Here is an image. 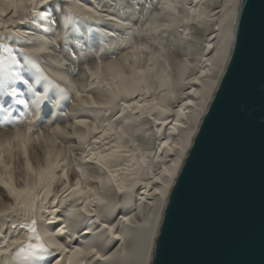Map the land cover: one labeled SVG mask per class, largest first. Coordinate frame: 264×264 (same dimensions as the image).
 Wrapping results in <instances>:
<instances>
[{
	"label": "bare ground",
	"instance_id": "6f19581e",
	"mask_svg": "<svg viewBox=\"0 0 264 264\" xmlns=\"http://www.w3.org/2000/svg\"><path fill=\"white\" fill-rule=\"evenodd\" d=\"M243 1L52 0L59 7L51 13L57 19L55 29L51 28L47 36L40 16L30 15L40 10L39 0L36 9L28 0H10L19 6L11 9L6 7L5 0H0V24L9 25L20 34L12 38L13 46L29 53L43 70L38 82L41 84H35L46 101L41 102L39 111L33 110L31 104L28 108L16 107L13 118L8 121L0 113V144L3 145L0 151L4 155L0 164V213H4L0 215V227L8 226L11 231V224L29 222L34 215L37 231L50 247L55 241L48 238V233L63 231L62 238L57 240L67 251L58 248L54 251L63 257L64 264H122L125 260L138 264L141 258L153 264L173 188L231 61ZM78 4L113 15L115 19L121 16L127 19L114 23L97 18L95 23L62 25L61 10L79 14ZM132 20L135 23L130 29H121V24L128 25ZM166 24L170 26L165 28ZM105 32L111 36L106 37ZM230 32L233 38L228 59L225 62L219 58L218 63L215 51L208 44L226 47ZM114 60L109 69L108 63ZM24 63L21 58V66ZM98 64L104 66L99 74L100 83L85 70L87 66L95 72ZM29 68L34 75H39L35 68ZM137 68H143L145 75L134 73L133 69ZM182 73L191 83L175 86ZM148 76L153 80L156 76L170 78L174 86L162 87L157 81L154 85L149 83L147 90H141L140 81ZM105 79L110 88L103 83ZM125 87L137 90L138 94L125 98L118 107L94 106L109 104L116 89ZM61 88L66 91L61 92ZM133 101L143 105L144 112L153 108L156 111L147 116L141 115L136 106L124 107ZM164 107L172 111L165 113ZM44 109L49 114L44 115ZM77 120L87 124L78 125ZM93 127L98 131H92ZM56 128L63 132L53 133ZM17 132L24 133L22 140L15 139ZM115 148L121 152H114ZM125 149L131 155L123 154ZM93 153L96 156L89 160ZM97 159L100 164L95 163ZM173 161H177L178 167L171 168ZM29 164L36 173L42 168L52 169L45 187L53 195L47 199L41 196L43 187L33 192L38 176L29 173ZM166 166L174 175L165 179L169 186L164 189L166 195L161 197L155 188L163 189V185L152 178L153 187L149 189L145 171L155 169L159 174ZM65 167L69 171L68 181L62 177ZM77 168L83 175L76 172ZM133 175H139L144 183L134 188L135 181H128L121 185L125 189L121 192L117 183ZM77 179L83 195H73L71 200L68 199L72 195L70 190L68 194L56 195L60 193L57 189L60 181L75 187ZM88 188L93 192L89 193ZM149 217L153 219L149 221ZM68 230H77V234L72 238ZM16 231L18 235L11 239H23L28 233L27 228ZM141 246L150 247L151 253L145 251L141 257L138 251ZM93 248L96 253H92ZM4 251L0 246V253ZM100 256L111 259L106 262L98 259ZM0 264H11V258H0Z\"/></svg>",
	"mask_w": 264,
	"mask_h": 264
},
{
	"label": "water",
	"instance_id": "95a60500",
	"mask_svg": "<svg viewBox=\"0 0 264 264\" xmlns=\"http://www.w3.org/2000/svg\"><path fill=\"white\" fill-rule=\"evenodd\" d=\"M153 264H264V0L236 45L175 183Z\"/></svg>",
	"mask_w": 264,
	"mask_h": 264
},
{
	"label": "snow or ice",
	"instance_id": "6c2138e0",
	"mask_svg": "<svg viewBox=\"0 0 264 264\" xmlns=\"http://www.w3.org/2000/svg\"><path fill=\"white\" fill-rule=\"evenodd\" d=\"M28 2L32 5L33 9H36L37 7V0H28ZM6 7L11 8H18L19 6L16 4H13L10 2V0H5ZM40 10L39 11H32L31 17L35 18L38 16H44L47 18V13L43 11L44 5H50L53 8H58V5L52 4V0H39ZM187 7V5H185ZM77 8L80 10L79 14H73L71 12H64L61 10V19L60 23L64 26H68L70 23H78L82 21H91L92 23H95L97 18L100 20H108L113 21L114 23H119L120 19H127V16H121L119 19H115L113 15H104L101 14L98 10H94L92 7H85L83 5H77ZM88 13H92L91 16L88 15ZM178 15V14H177ZM176 17H173V22H175ZM27 21H21L20 23H26ZM52 23H56L55 20L52 21ZM135 23V20H132L128 25L121 24L120 27L122 30H128L131 28V24ZM236 24L235 16H233L231 20L232 30L234 32ZM170 25L166 24L164 25L165 28L169 27ZM0 28L5 29L4 31H0V113H3V120L8 121L13 118L14 109L18 106H23L24 108H28L31 104L33 106V110L39 111L41 107V102L45 101L44 93L39 90H34L33 85L35 83H38L43 75V70L40 68V65L38 62L29 54L26 52H23L22 50H18L16 47L13 46V39L14 37H19V33L16 31L11 30L9 25L0 24ZM106 37L111 36V33L105 32L104 34ZM71 36V34H70ZM70 38V37H69ZM233 35L230 32L227 38V46L221 44V45H214L212 43L208 44V48L215 51L216 56L218 58L217 62L219 63V58H222L223 61H227L229 51L231 48V41H232ZM211 39V37H209ZM7 41V43H5ZM143 47V46H141ZM211 54V53H209ZM21 58L25 62L23 66H21ZM115 63L114 61H110L107 65L109 69L113 67ZM30 67H33L37 70V73L39 75H34L30 71ZM103 65L98 64L96 66V71L93 72L92 69L88 68L86 66V72H88L90 75L97 78V82L99 81V74L101 72V69L103 68ZM151 71V70H149ZM134 73H139L140 75H145V70L143 68H137L133 69ZM201 75H204L201 73ZM46 78V77H45ZM125 79H128L125 77ZM135 80V77L132 78ZM159 82L161 86H174L172 79H162L160 76H156L155 80H153L150 76L146 77V79L140 81V89L141 90H147L148 84L155 82ZM19 82V83H15ZM51 82V81H50ZM199 81H197L198 83ZM104 84H107L108 87H111V84L108 82L107 79L104 80ZM191 83L187 79L184 78V74L182 73L179 79L175 81V86H182L184 84ZM59 87V85H57ZM46 90V89H45ZM61 92H65L66 89L61 88ZM137 90L135 89H129L125 87L124 89L117 88L115 93L112 94V100L109 104L104 105H94L96 107L101 108H107L112 106L113 104L117 107L123 103L125 98L128 97H135L137 95ZM199 95V93H196ZM79 96L80 93H77ZM31 97V99H28L27 97ZM173 98H175V93L172 94ZM155 103V102H154ZM189 104H191V101H188ZM134 106L137 107L138 110H141V115H147L152 116L153 113L156 111V108H153L152 111L144 112L142 111L143 105H136V102L133 101V103L124 104V107L127 109H132ZM165 113H170L172 111L171 108L164 107L162 109ZM21 115H24V113H21ZM167 122V121H165ZM160 121H157V124H159ZM76 124L78 125H86L87 122L84 120H77ZM10 126V125H9ZM29 132L32 131V129H28ZM53 133H59L63 132V129L56 128L52 130ZM92 131H98L97 128L93 127ZM42 136L43 133H40ZM190 135V134H189ZM24 136L23 132H17L15 139L16 140H22ZM39 139V137H37ZM3 145L0 144V149H2ZM114 152H121L120 148H115ZM123 154L125 155H131V153L127 152V150H123ZM96 156V153H93L92 156H89L88 159L92 160ZM179 157H177L178 161ZM25 160L27 161V151L25 150ZM4 161V155L3 152L0 151V164H2ZM177 161H173V164L171 168L178 167ZM95 163L100 164L101 161L99 159L95 160ZM55 167V166H53ZM171 168L164 167L162 171L157 174L155 169H147L145 171V175L149 178L148 187L151 189L153 187L151 183V179L154 178L159 181L161 185H163V189L160 187H156L155 191L158 193L161 197H164L166 195V192L164 189H166L169 185L165 184V179L168 176L174 175V173L171 171ZM28 171L32 176H38L37 181L33 185V192L38 191L39 188L43 187V193L41 196L44 199H47L48 196L53 195L52 191L49 187H45V184L48 182V177L51 175L52 169H40L39 173H36L31 165H28ZM76 172L80 173V175H83V172L81 169L77 168ZM63 181L69 180V171L68 168L65 167L64 171L62 173ZM128 181H135V183L132 185V187H137L138 185H141L144 183V180L139 175H133L130 177H126L125 180H120L117 183V188L123 192L125 189L121 187V185L125 184ZM71 192L72 195H68V199L71 200L73 198V195H83V192L81 190L80 180H76L75 187H72L70 183H64L63 187L60 189V193H56V195H59L61 193L68 194V192ZM25 191H28V189H25ZM87 191L89 193L93 192V189L88 188ZM46 194V195H45ZM41 197H35V199H40ZM11 211V209H10ZM32 211H35V203L32 205ZM0 215H4V213H0ZM153 217H149V221H151ZM155 219L158 222V217H155ZM11 231L9 230L8 226L0 227V246H2L5 251L0 253V258L2 257H10L11 258V264H64L63 257L59 256V252L54 251V249H60L61 251H67L65 249L64 244L59 243V240H57V237L62 238L63 231L52 234L48 233V238L50 240H54L55 243L50 247L44 242V238L38 233L37 227H36V219L33 215L30 218L29 222L18 224L13 223L11 224ZM107 227V225H105ZM149 227H151V223H149ZM28 229L27 235L23 239H11V236L18 235V232L16 229ZM7 233V236H6ZM154 235V233H153ZM10 241V244H9ZM76 252H80V249H76ZM92 253H96V249H91ZM139 255L143 257V253L146 251L147 253H151L150 247H144L141 246L139 248ZM82 254V253H81ZM98 259H102L104 261H109L111 258L108 256H100ZM122 264H129V261L125 260L122 262ZM138 264H147V261L143 258L140 259Z\"/></svg>",
	"mask_w": 264,
	"mask_h": 264
},
{
	"label": "rangeland",
	"instance_id": "374dc122",
	"mask_svg": "<svg viewBox=\"0 0 264 264\" xmlns=\"http://www.w3.org/2000/svg\"><path fill=\"white\" fill-rule=\"evenodd\" d=\"M47 7H48V5L44 6V12L47 13V18H45L44 16H40V18H39V16H38V18H39V20H40L41 22L45 23V25H46V33H48L47 36H49V32L52 31L51 28H54V29H55V23L53 24L52 21L57 19V15L53 16L52 14L55 13V12H57V11H55V10H57V8H56V9H52L53 7H49V8L47 9ZM119 8H122V7L120 6ZM51 13H52V14H51ZM143 20H144V18H143ZM36 84L40 85L41 82H40V83H36ZM36 84H34L35 87L33 86L34 90H39V91H41V90H40V87H37L38 85H36ZM36 88H37V89H36ZM65 102H67V100H66ZM44 110H45V109H44ZM47 114H49V112H46V110H45L44 115H47ZM168 151H169V150H166V152H168ZM153 153H154V152H153ZM148 159H149V158H148ZM148 159H147V161H148ZM62 187H63V181H60L59 184H58V188H57V189L59 190V189H61ZM100 222H103V220H101ZM42 225H44V224H42ZM78 229H80V228H78ZM68 232H69V234H70V237H72V238L77 234V230H68ZM47 241H49V239H47ZM44 242H45L47 245L49 244V243H47L46 241H44ZM49 242H50V241H49Z\"/></svg>",
	"mask_w": 264,
	"mask_h": 264
}]
</instances>
